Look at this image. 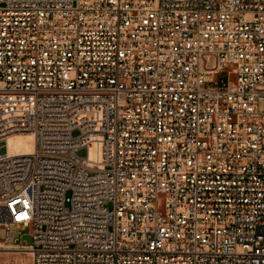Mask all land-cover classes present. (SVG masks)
Here are the masks:
<instances>
[{
    "label": "built area",
    "instance_id": "obj_1",
    "mask_svg": "<svg viewBox=\"0 0 264 264\" xmlns=\"http://www.w3.org/2000/svg\"><path fill=\"white\" fill-rule=\"evenodd\" d=\"M19 134L0 249L264 264V0H0V143Z\"/></svg>",
    "mask_w": 264,
    "mask_h": 264
},
{
    "label": "rangeland",
    "instance_id": "obj_2",
    "mask_svg": "<svg viewBox=\"0 0 264 264\" xmlns=\"http://www.w3.org/2000/svg\"><path fill=\"white\" fill-rule=\"evenodd\" d=\"M14 142L15 143L34 142V137L31 134H19L12 136L8 138L6 141L0 143V154H3L6 151L7 146L10 143H14ZM80 155H83V152L80 153ZM12 230H13L14 238L18 237L13 228ZM23 239L27 245L32 244V237L28 234V232L24 233ZM2 240H4L3 231H2ZM10 243L13 244V241L11 240ZM4 249H9V251L5 252ZM7 252L10 254L8 257L4 255V253ZM19 258L21 259L20 261L18 260ZM0 264H32V259L30 255L27 253L16 252L15 249L13 248V245H4L3 248L0 249Z\"/></svg>",
    "mask_w": 264,
    "mask_h": 264
},
{
    "label": "bare ground",
    "instance_id": "obj_3",
    "mask_svg": "<svg viewBox=\"0 0 264 264\" xmlns=\"http://www.w3.org/2000/svg\"><path fill=\"white\" fill-rule=\"evenodd\" d=\"M33 150H34V142H20V143L14 142V143H10L6 148V151L0 155H28L31 154ZM3 246L4 245H1V248H3ZM4 250L5 252L9 251V249H4ZM4 255L8 257L10 254L7 252L4 253ZM18 260L20 261L21 259L19 258Z\"/></svg>",
    "mask_w": 264,
    "mask_h": 264
}]
</instances>
